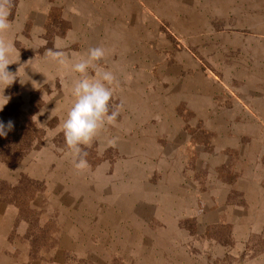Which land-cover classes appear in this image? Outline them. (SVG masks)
<instances>
[{
	"label": "rangeland",
	"instance_id": "374dc122",
	"mask_svg": "<svg viewBox=\"0 0 264 264\" xmlns=\"http://www.w3.org/2000/svg\"><path fill=\"white\" fill-rule=\"evenodd\" d=\"M0 43V264H264V0H0ZM93 47L118 116L76 171Z\"/></svg>",
	"mask_w": 264,
	"mask_h": 264
},
{
	"label": "clouds",
	"instance_id": "9594fccd",
	"mask_svg": "<svg viewBox=\"0 0 264 264\" xmlns=\"http://www.w3.org/2000/svg\"><path fill=\"white\" fill-rule=\"evenodd\" d=\"M11 48L7 43H0V84L7 82L8 77H13L8 71V55ZM100 47L89 48L86 55L80 56L70 65L63 59L58 64L73 74L68 85L71 97L70 106L67 108L60 123L67 151L65 152L73 169L84 170L88 167L84 151L91 145L98 133L106 126L113 124L118 116L117 111H109L110 101L113 97L115 76L110 69L97 63L104 56ZM92 74H89V70ZM10 97L0 91V111L9 102ZM13 128V121L0 120V137H4ZM113 140L107 144H97V151L103 152L105 147L111 146Z\"/></svg>",
	"mask_w": 264,
	"mask_h": 264
}]
</instances>
